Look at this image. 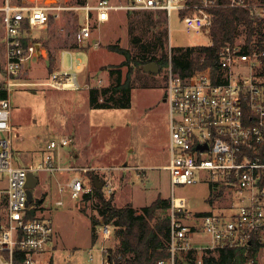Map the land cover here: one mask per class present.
<instances>
[{"label":"built area","instance_id":"1","mask_svg":"<svg viewBox=\"0 0 264 264\" xmlns=\"http://www.w3.org/2000/svg\"><path fill=\"white\" fill-rule=\"evenodd\" d=\"M46 1L5 0L0 9L5 41L0 90L7 92V98L0 99V132L10 133L11 90L24 85L20 76L43 55L31 43L32 30L44 29L62 10ZM217 9H240L249 23L240 25L233 43L220 47L214 68L181 77L173 72L170 56L164 68L169 155L163 169L170 182V256L156 264H189L188 253L196 254L192 264H204L203 257L222 250L248 252L253 245L264 249V0H87L75 9L83 14L74 34L79 45L91 40L93 20L102 24L119 12H161L168 23L175 12L187 32L207 35ZM48 86L79 90L77 74L52 73ZM71 144L68 137L53 139L40 160L16 166L10 138L0 137V264L50 263L55 231L42 216L46 198L33 202L32 195L27 204V177L32 174L37 186L36 174L57 176L56 207L63 206V196L82 201L92 192L87 174L96 169L63 165L60 151ZM69 172L76 175L68 177ZM102 181L104 196H111L114 187L109 180ZM196 184L215 190L212 199L226 197L228 205L221 203L216 211L202 215L188 211L187 200L176 197L174 188ZM102 226L100 236L105 242L111 232L109 225ZM103 264H108L107 256Z\"/></svg>","mask_w":264,"mask_h":264},{"label":"rangeland","instance_id":"2","mask_svg":"<svg viewBox=\"0 0 264 264\" xmlns=\"http://www.w3.org/2000/svg\"><path fill=\"white\" fill-rule=\"evenodd\" d=\"M4 1L0 0V7ZM83 1L87 0L46 1L48 5L57 3L62 10L51 17L44 29L32 30L31 43L43 55L20 76L24 85L11 90L10 133L0 132V137L10 138L16 166L40 160L51 140L68 137L72 140L71 154H78L80 163L95 167L93 173L100 181L109 180L112 184L117 207L130 204L133 209L140 210L158 197L169 200V173L163 169L169 155L164 69L151 74L143 72L140 63L119 67L125 58L107 47L117 45L128 49L132 56L150 59L152 54L144 52L152 34L149 17L154 20L164 18L167 57L183 53L184 50L175 54L178 49L209 45V33L187 32L175 12L171 14L170 23L161 12H119L113 13L109 21L102 24L93 20L91 40L79 45L74 34L83 14L78 15L75 9ZM159 55L157 50L154 56ZM4 61V15L0 12V86L4 82L1 74ZM48 62H51L50 70ZM129 68L133 86L130 106L124 109L91 108L90 90L101 91L114 85L117 73L112 71L120 69L124 79ZM64 71L77 74L79 90H57L48 86L52 73ZM97 99H103V96L97 95ZM67 152L69 148L60 151L62 158ZM66 175L72 177L76 173ZM36 176L39 184L32 190L33 202L40 196L46 198L42 216L52 223L60 249L56 252L49 247L52 263L103 264L106 256L113 255L118 241L113 226L109 225L111 234L104 242L100 236L103 226L92 224V217L98 219L97 199L92 197L84 204L63 196V206L56 207L54 202L60 198L56 191L57 176L49 173ZM85 181L89 183L88 179ZM174 193L176 197H184L188 211L195 214L216 211L215 207H222L221 203L228 205L224 196L212 199L210 194L215 190L204 184L176 186ZM224 193L230 195L229 191ZM256 260L257 264H264V249L258 252Z\"/></svg>","mask_w":264,"mask_h":264},{"label":"trees","instance_id":"3","mask_svg":"<svg viewBox=\"0 0 264 264\" xmlns=\"http://www.w3.org/2000/svg\"><path fill=\"white\" fill-rule=\"evenodd\" d=\"M83 4L84 1L81 5ZM214 14L215 18L209 30L211 44L174 51L177 54L184 50L179 55L171 56V67L174 73L181 77H187L196 71L213 69L220 47L225 42L233 43L240 25L249 23L246 12L240 9H217ZM148 20L152 34L148 38V46L145 47L144 52L152 54L151 58L132 56L128 49L109 45L107 47L109 51L118 53L125 58L119 67L140 63L142 70L143 66L155 63L161 72L167 66L168 57L165 50L167 31L164 18L163 20L159 18L154 20L149 17ZM157 50L160 52L159 57L154 56ZM51 62H48L49 70ZM112 72L117 73L114 85L101 91L90 90L91 108L124 109L130 106V93L133 88L131 69H128L124 79H122L120 69ZM97 95H102L103 99H97ZM4 98H7V92L0 90V99ZM93 177H96L93 172L87 174L92 192L84 195L82 202L86 204L92 197H95L98 219L92 217V224L111 225L115 228L114 235L118 245L113 255L107 256L108 264H156L158 261L168 260L170 256L167 249L170 235L169 200L158 197L149 206L140 210L133 209L130 204L117 207L114 205L113 195L106 198L102 190L95 189L92 182ZM92 238L94 242V230ZM261 248L260 245H253L248 252L238 248L226 249L213 256L203 257V261L204 264H246L248 260H252L253 264H257L256 258ZM195 258L196 254L194 253L186 255L189 264H192ZM49 264H53L52 261Z\"/></svg>","mask_w":264,"mask_h":264},{"label":"water","instance_id":"4","mask_svg":"<svg viewBox=\"0 0 264 264\" xmlns=\"http://www.w3.org/2000/svg\"><path fill=\"white\" fill-rule=\"evenodd\" d=\"M143 72L151 73V74H158L159 68L155 63H149L143 66ZM93 186L97 190H102L104 186V181H100L97 177L92 178ZM37 179L32 175L29 174L27 177V204L31 203L32 201V190L36 187Z\"/></svg>","mask_w":264,"mask_h":264},{"label":"crops","instance_id":"5","mask_svg":"<svg viewBox=\"0 0 264 264\" xmlns=\"http://www.w3.org/2000/svg\"><path fill=\"white\" fill-rule=\"evenodd\" d=\"M1 7H0V9H1ZM71 147L72 146L68 147L69 148V152H67L68 154H66L67 157L65 156V158H62V155H61L62 163H64V164L67 163V165H72V166L91 167V166H88V165H86L84 163H80V161H79V158H80L79 155L78 154H73V155L71 154ZM91 168H95V167H91ZM53 249L56 252H58L60 250L58 248V244H57L56 238H54ZM51 261H53V257L52 256H51Z\"/></svg>","mask_w":264,"mask_h":264}]
</instances>
